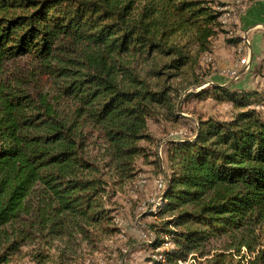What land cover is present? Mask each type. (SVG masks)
Returning <instances> with one entry per match:
<instances>
[{
    "label": "trees",
    "instance_id": "16d2710c",
    "mask_svg": "<svg viewBox=\"0 0 264 264\" xmlns=\"http://www.w3.org/2000/svg\"><path fill=\"white\" fill-rule=\"evenodd\" d=\"M212 0H0V264L30 244L59 256L119 233L110 188L147 161L148 120L176 104L166 83L227 34ZM236 44L238 37H225ZM30 59L49 88L16 62ZM148 63L154 84L133 61ZM36 71V72H35ZM239 110L168 143L151 249L179 264H264V92L213 83ZM154 85V86H153ZM93 143L101 153L94 154ZM151 162H158V158ZM46 256H35L40 264Z\"/></svg>",
    "mask_w": 264,
    "mask_h": 264
},
{
    "label": "rangeland",
    "instance_id": "374dc122",
    "mask_svg": "<svg viewBox=\"0 0 264 264\" xmlns=\"http://www.w3.org/2000/svg\"><path fill=\"white\" fill-rule=\"evenodd\" d=\"M212 1L214 4H219L216 7L218 10L228 11L231 17L234 15L223 24L227 35L230 36L228 31L232 30L233 19L238 16L240 9L246 7L252 0ZM223 37L225 38L226 34L221 33L213 40L211 53H204L209 56L207 60L202 58L204 54L199 59L200 68L197 72L202 79L200 83L193 82V74L187 68L166 82L172 87L169 93L176 104L175 116L169 115L164 109L157 110V113L148 120V130L153 141L142 143L150 153L147 161L138 160L137 174L132 180L110 188L113 190L110 199L114 215L113 223L120 232L99 243L96 249L81 244L77 252L67 253L64 257L59 256L57 247L60 248L61 244L56 242L52 247L41 243L25 245L19 253L12 255L9 264H38L35 256L40 252L46 256L40 264H149L147 260L153 259L155 254L161 252V249H151L148 245L154 240L149 225L155 221L151 212L159 208L157 203L161 201L166 187L169 174L166 159L168 143L184 137L192 139L199 120L207 118L219 121L230 120L239 110L230 101L215 99L209 95L200 96L210 89L211 82L264 92V58L257 59L247 71L238 67L240 68L238 77L232 78L226 71L237 62L240 55H244L247 47L242 54H239L235 48L231 49L227 46L229 43H226ZM260 44H264V35ZM133 63L137 67L136 70L146 77L149 83L156 82V78L147 72L150 68L148 63H141L138 60H134ZM16 64V70L22 74L26 73L30 78V84L35 83L45 89L49 88L50 79L46 75L40 73L30 75L29 71L33 69V64L29 58H20ZM256 109L264 113V107ZM98 145L99 143H93L91 147L94 154L101 153ZM156 158H158L157 163L151 162ZM160 179L164 181L161 190L157 187ZM114 219L118 223H115ZM203 258L189 257L179 264H203Z\"/></svg>",
    "mask_w": 264,
    "mask_h": 264
},
{
    "label": "crops",
    "instance_id": "0c3cea01",
    "mask_svg": "<svg viewBox=\"0 0 264 264\" xmlns=\"http://www.w3.org/2000/svg\"><path fill=\"white\" fill-rule=\"evenodd\" d=\"M228 32L239 38L236 44H227L231 49L240 46L243 35L248 38L249 45L245 48L243 54L248 55L250 68L257 59L264 58L262 56V54L264 55V44H260L264 35V0H252L246 7L240 9L238 16L233 19L232 30ZM227 34L226 37H231Z\"/></svg>",
    "mask_w": 264,
    "mask_h": 264
},
{
    "label": "built area",
    "instance_id": "2783aa9c",
    "mask_svg": "<svg viewBox=\"0 0 264 264\" xmlns=\"http://www.w3.org/2000/svg\"><path fill=\"white\" fill-rule=\"evenodd\" d=\"M233 17H234V15L231 17V15L228 11H222V13L219 16V19H220L222 24H225V23H227L228 20H230ZM248 45H249V40L246 37V35H243L241 37V44H240V46H238L236 48V51L239 54H242L244 48L247 47ZM202 58L204 60H207L209 58V56H207V54H204V56ZM238 67L242 68L245 71L250 69V59H249L247 54L246 55H240L239 58L237 59V62L231 68L227 69L226 73L229 76H231L232 78H237L238 72L240 71V68L238 69ZM163 186H164V181L162 179H160L157 183V187L159 190H161L163 188ZM157 204L160 206L161 201H159ZM114 221H115V223H118L117 220L114 219ZM153 259L162 260V254L160 252L155 254L153 256Z\"/></svg>",
    "mask_w": 264,
    "mask_h": 264
}]
</instances>
